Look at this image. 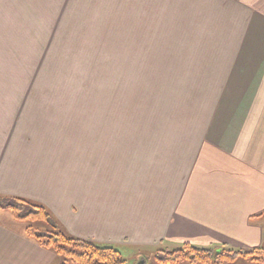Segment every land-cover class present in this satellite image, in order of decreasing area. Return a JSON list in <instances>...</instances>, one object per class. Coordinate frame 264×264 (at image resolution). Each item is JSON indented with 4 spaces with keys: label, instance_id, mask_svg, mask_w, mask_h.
I'll return each mask as SVG.
<instances>
[{
    "label": "crops",
    "instance_id": "crops-1",
    "mask_svg": "<svg viewBox=\"0 0 264 264\" xmlns=\"http://www.w3.org/2000/svg\"><path fill=\"white\" fill-rule=\"evenodd\" d=\"M0 9V197L44 205L69 235L114 245L130 264L185 243L264 247V0H184L178 38L168 41L178 56L159 78L181 103L153 135L49 141L17 137L12 2ZM0 264L62 258L0 207Z\"/></svg>",
    "mask_w": 264,
    "mask_h": 264
},
{
    "label": "rangeland",
    "instance_id": "rangeland-1",
    "mask_svg": "<svg viewBox=\"0 0 264 264\" xmlns=\"http://www.w3.org/2000/svg\"><path fill=\"white\" fill-rule=\"evenodd\" d=\"M10 1L17 137L151 136L181 103L159 78L178 56L168 41L178 38L184 0H104L111 7L101 10L80 0ZM180 247L162 246L149 262L163 264L155 255Z\"/></svg>",
    "mask_w": 264,
    "mask_h": 264
},
{
    "label": "trees",
    "instance_id": "trees-1",
    "mask_svg": "<svg viewBox=\"0 0 264 264\" xmlns=\"http://www.w3.org/2000/svg\"><path fill=\"white\" fill-rule=\"evenodd\" d=\"M0 207L12 212L25 224L28 235L41 245L53 249L62 264H125L123 252L109 244H98L72 237L53 214L36 201L19 197H0ZM163 264H234L247 259L251 264H264V247L245 250L228 246L197 247L190 243L167 253L155 255Z\"/></svg>",
    "mask_w": 264,
    "mask_h": 264
},
{
    "label": "water",
    "instance_id": "water-1",
    "mask_svg": "<svg viewBox=\"0 0 264 264\" xmlns=\"http://www.w3.org/2000/svg\"><path fill=\"white\" fill-rule=\"evenodd\" d=\"M137 264H145V261L142 259L139 262H137Z\"/></svg>",
    "mask_w": 264,
    "mask_h": 264
}]
</instances>
